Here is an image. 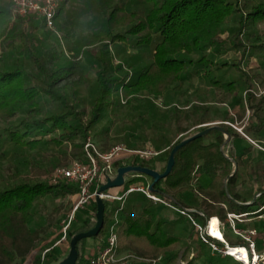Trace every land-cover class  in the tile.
I'll list each match as a JSON object with an SVG mask.
<instances>
[{"label":"trees","instance_id":"obj_1","mask_svg":"<svg viewBox=\"0 0 264 264\" xmlns=\"http://www.w3.org/2000/svg\"><path fill=\"white\" fill-rule=\"evenodd\" d=\"M131 2L133 6H140V10L130 11L131 4L127 5L123 0L121 3H116V0H58L55 29H63L67 24H77L81 19L96 14V20L91 25L94 31L85 37L78 36L73 43L75 52L83 53L89 58L94 57L90 65L94 68L93 100L86 114L66 97L64 92L67 83L58 86L80 71L82 65L75 62L59 65V52L46 43V37L55 38L53 32L46 29L34 16L14 19L10 1L0 0V120L5 124L0 128L1 149L11 147L14 150L41 153L46 147L53 145L58 149L70 148V158L81 159L89 132L105 111L116 105L114 96L119 90L127 95L128 104L138 100L141 92L159 96L160 91L154 85L156 72L163 76H173L178 82L174 88H178L179 83L186 81L193 73L211 87L224 88L231 94L242 87L247 91L246 103L251 102L253 95L248 89L253 76L243 71L240 63H218L214 59L216 54L228 50L241 52L243 56L247 51L264 49V39L256 29L257 24L264 22V0ZM123 13L132 15L134 22L123 30H117V19ZM41 26L46 29L47 35L38 39L35 37L36 31ZM225 33L227 35L222 37ZM108 44L126 45L142 52L137 57L138 64H129V67L134 65L130 77L127 78V74L123 77L114 76ZM95 46L98 48L95 50L98 52L96 57L91 54L90 49ZM178 49L194 51L199 54V58L193 60L174 52ZM148 50L149 61L145 63L143 61L147 58L142 54ZM230 69L240 72L241 77L223 79ZM238 100L243 99L240 97L236 102ZM262 102L264 97L259 98L258 104ZM139 104L153 107L148 99H141ZM258 104L254 105L256 111L259 110ZM199 110V107H195L193 113L197 114ZM246 130L252 131L257 137H264V119H259L256 125ZM225 134L231 139L235 138L236 133L223 127L207 131L205 127L179 139L166 149H157L161 153L155 158L167 154L165 164L159 170L136 158L119 160L115 165L139 166L163 173L171 151L181 142L190 139L176 148L172 155V165L162 178L154 182L150 177L152 190L157 194L170 196L178 207L187 209L194 219L200 220L202 227L212 216H217L223 224L229 226L224 223L229 212L252 217L261 212L260 207L264 204V163L257 159L249 167L248 175L253 186L251 195L239 193V174L235 165L243 160L241 156L247 147L241 148L240 157H234L231 152L225 154L221 149ZM135 145L128 141L130 148L136 149ZM128 174L134 179L126 182L127 185L124 180L120 186L123 189L130 186L132 180H139L136 184L144 183L141 177L146 174ZM76 191V184L65 179L53 184L22 178L18 171L6 174L0 185V264H14L34 249L38 231L31 230L29 224L34 218L38 202L65 198ZM194 193L209 196L208 200L224 204L226 211L220 208L214 214H206L200 208L193 207L191 203L196 200ZM188 194L194 196L193 202L187 198ZM101 200L103 224L96 235L76 241L74 264H86L92 257L88 252L89 239L104 237L98 251L108 245V226L111 222V219L108 220L109 209L112 205L116 209L119 204L117 201ZM152 204L154 203L141 193L133 192L128 195L118 212V244L123 237L146 240L155 250H164L179 243L180 235L169 230L172 223L158 217ZM97 212L96 199L88 200L75 211L71 222L73 225L66 231L69 241L75 235L86 233L95 227ZM179 216L181 220L185 217ZM188 222L190 223L189 220ZM261 223L264 227V221ZM223 237L227 239L225 232ZM206 239L220 247L224 246L222 242L210 237ZM245 244L243 241L237 245ZM228 245L237 246L236 243ZM255 245L258 253L263 250L260 238H255ZM60 254V250L54 246L43 258L41 255L35 257L32 264H49L51 260L56 261ZM182 259L185 264H242L228 255L212 251L202 237L196 242L192 257L183 256ZM176 262L177 254H170L159 264Z\"/></svg>","mask_w":264,"mask_h":264},{"label":"rangeland","instance_id":"obj_2","mask_svg":"<svg viewBox=\"0 0 264 264\" xmlns=\"http://www.w3.org/2000/svg\"><path fill=\"white\" fill-rule=\"evenodd\" d=\"M121 1L116 0V3H121ZM123 1H126L127 5L132 3V0ZM129 10H140V6H133L131 4ZM95 16L96 14H93L92 16L81 19L77 24H67L63 29H55V32L52 31L55 38L46 37V43L60 54L59 65H67L71 62L82 65L80 71L59 83L58 86L67 83L64 92L66 97L78 110L84 111L86 114H88L93 100L92 85L94 81V68H91L90 65L94 57L89 58L83 53L75 52L73 50V43L78 36L85 37L94 31L91 25L96 20ZM117 21V30H123L134 22V18L129 13H123L119 15ZM256 29L260 31L264 39V22L257 24ZM46 35V29L41 26L36 31L35 37L43 39ZM226 35L227 33L223 34L222 37ZM108 45L111 65L114 68V76L123 77L127 74L126 77H130L134 65L129 67V64H138L139 58L137 57L142 52L126 45ZM90 49L91 54L96 57L98 52L95 50H98V48L95 46L94 48L90 47ZM174 52H178L193 60L199 58L198 53L188 49H178ZM149 54L150 51L148 50L142 56L148 59ZM147 59L143 62L147 63L149 61ZM214 60L218 63H240L242 70L248 75L253 76V79L249 83V88L256 84L260 86L264 85V49L250 50L243 56L241 52L228 50L216 54ZM94 67L96 68V66ZM154 75V85L157 91H160L159 96L141 92L138 94V100H134L132 104H128L126 102L127 95L122 90H119L114 96L116 105L105 111L100 120L92 127L88 137L104 152L116 146L132 149L128 146V141L135 143L136 149L152 148L157 150L166 149L179 139L198 132L205 127H223L230 129L231 132L236 133L235 138L232 139L234 142L229 138L225 142L223 150L225 154L231 152L234 157H240L239 149L247 147L244 155L241 156L243 160L238 165H235V169H237L239 174L237 183L239 193L244 196H250L253 191V186L248 175V170L257 159H260L262 163L264 162V152L248 144L249 142L247 143L238 130L248 135L249 130L246 129L256 124L259 119H264V102L258 104L259 98L255 96H253L251 102H247L246 104H244L243 100L236 102V99L243 96L244 88L238 87L231 94L224 88L216 89L211 87L194 73L190 74L186 81L179 83L178 88H174L178 82L173 79V76H163L158 72L154 73ZM238 77H241V73L230 69L223 76V79ZM141 99H148L153 107L141 106L139 104ZM255 104H258L257 107L259 110L257 111L254 110ZM249 105H252V107H249ZM195 107H199L200 109L197 114L195 112L193 113ZM246 108H248L249 112H246ZM4 126L5 124L0 120V128ZM250 138L264 148V137L260 136L255 138L252 136ZM2 152L5 154H2ZM0 155H2L0 157V185L3 183L6 174H13L16 171L20 173L22 178H32L35 181H49V177L54 169L67 166L73 159L69 156L70 148L66 149L64 147L58 149L53 145H49L41 153L29 152L27 150H14L11 147L5 149L0 148ZM166 155L164 153L159 158H152L147 160L150 162L145 161V163H149L159 170L165 164ZM136 159L139 161V158ZM117 168L119 166L114 165L112 172L109 174L110 178L115 177ZM131 179L134 178L127 174L125 176V183ZM141 179L145 184L151 180L148 175H142ZM136 182H139V180H132L131 185L136 184ZM262 186L264 187L263 181ZM114 191H118L117 187L108 189L109 193ZM194 195L196 196L195 202H193L194 196L192 194H188L187 198L191 200L190 202H193L191 203L193 207L200 208L204 213L214 214L220 208L226 211L224 204L208 200L210 199L209 196L199 193H194ZM73 201L74 195H69L65 198H57L54 201L47 200L38 202L34 218L29 224L31 230L38 231V239L35 247L23 259L18 260L14 264H32L35 257L38 255L42 256L43 251L51 249L54 246L64 252L63 260L67 258L69 255L70 241L67 234L65 238H62V229L67 224L68 216L73 208ZM112 206L109 209L108 220L112 218V213L115 210V207ZM152 208L158 217L165 219L167 223L173 224L169 225L171 226L169 230L175 235H180L179 243L164 250H155L146 240L123 237L119 241L116 257L120 263L124 264H151L153 260H156L159 264L166 255L177 254V262L175 264H185L182 257H192L195 253L196 242L201 237L207 236L202 231L192 227L185 217L181 220L179 214L171 209L155 203L152 204ZM213 217L218 219L217 216ZM73 219L74 215L71 222H73ZM71 222L65 232L73 225ZM197 222L199 223L200 220H197ZM235 223L238 226L233 230L232 227L222 224L219 221V228L221 229L223 227V232L227 234L225 241L228 244L236 243L237 245L242 243L250 235L249 233L254 230L257 233L255 238H260L263 229L261 220H258L256 217L245 216L239 218ZM103 238L96 237L88 240L87 244L89 248L95 250L92 256L100 252L98 249ZM205 241H207L206 238ZM258 255L257 262L250 264H264V249ZM49 264H58V262L51 260Z\"/></svg>","mask_w":264,"mask_h":264},{"label":"built area","instance_id":"obj_3","mask_svg":"<svg viewBox=\"0 0 264 264\" xmlns=\"http://www.w3.org/2000/svg\"><path fill=\"white\" fill-rule=\"evenodd\" d=\"M11 3V15L14 19L16 18H26L28 16H34L36 19L40 20L44 27L48 30L55 32L54 19L56 14V7L58 4V0H9ZM253 96L260 98L264 97V85H255L251 86L248 89ZM244 104H246L247 99V91L243 92L242 96ZM246 112L248 108H246ZM241 136L249 142L251 145L257 147L258 149L264 152V148L259 146L256 141L251 139L248 135L242 133L238 130ZM82 158L81 159H73L70 163L65 167H59L53 170L49 177V182L55 184L60 180H67L76 184L77 191L73 194V208L68 216L67 224L63 227L62 238H65L66 232L65 230L68 228L75 211L86 204L90 199H96L99 197L101 199H107L109 201H117L119 203L118 208L114 210L112 213L111 222L108 226V235L107 241L108 245L105 249L100 251L97 255L89 258L86 264H124L120 263L118 258L116 257V251L118 247V212L123 207L124 202L129 194L133 192L141 193L145 195L149 200H151L155 204H160L172 211L177 212L178 214L185 216L192 226L195 229H198L204 233L205 236L215 239L223 243V247L218 246L215 242L205 241L206 237H202V239L208 243L212 251L220 253L222 255H228L234 260L242 263V264H250L255 263L258 260V252L256 250L255 245V236L257 235L256 231H251L244 242L245 245H237L235 247H243L246 253V257L241 259L238 255L232 254L229 250L234 247H229L228 243L223 239L213 237L209 235L208 225L210 219L204 227L201 226L197 222L196 219L189 214L187 209H183L178 207L173 199L168 195H160L150 188L151 182L146 184H134L130 185L127 188L123 189L118 193H109L108 190L105 192L98 193V188L102 183H105L107 178H110L109 174L112 172V169L115 163L119 160L128 159V158H139L140 160H150L152 158L157 157L161 151H157L152 148L145 149H127L122 146H116L110 149L109 151H101L95 143L88 137L84 142L82 148ZM139 176V175H136ZM93 188V189H92ZM226 208V207H225ZM261 212H259L256 217L258 220L264 221V204L260 207ZM248 216L246 214H234L227 213L225 223L236 229L237 225L235 222L238 221L239 218ZM218 218V217H217ZM219 219V218H218ZM220 221V220H219ZM218 221V228H219ZM223 224V223H222ZM222 236H223V227L219 228ZM260 240L264 247V227L262 229V233L260 234ZM264 249V248H263ZM49 249H46L42 253V258L44 254ZM257 254V255H256ZM256 259V261H255ZM250 261V263H249ZM151 264H157L156 260L151 261Z\"/></svg>","mask_w":264,"mask_h":264},{"label":"water","instance_id":"obj_4","mask_svg":"<svg viewBox=\"0 0 264 264\" xmlns=\"http://www.w3.org/2000/svg\"><path fill=\"white\" fill-rule=\"evenodd\" d=\"M214 128H218V127H208L207 131L210 129H214ZM225 137L226 138L224 139L223 145L221 147L222 150H223L225 142L228 141V139L230 138V136L228 134H225ZM189 141H190V139H187V140L181 142V144L179 146L184 145L185 143H187ZM179 146H177V147H179ZM176 148H174L171 151V154L167 160L166 170L163 173H159L155 170L148 169L145 167L121 166V167L117 168L116 175L114 178H107L106 182L99 186L98 193L107 191L109 188H112V187L122 186L124 183V180H125V176L130 172H138V173L146 174V175L150 176L154 182H156L158 179L162 178L169 171V169L172 165V155H173L174 151L176 150ZM150 188L153 189V183H151ZM96 201H97L98 212H97V222H96L95 227L86 233H79V234L75 235L70 240L69 255L67 256V258L65 260H63L59 264H74L75 260H76V250H75L76 241L80 238H83V237H91V236L96 235L97 232L99 231V229L101 228V226L103 224V205H102L101 198L96 197Z\"/></svg>","mask_w":264,"mask_h":264},{"label":"bare ground","instance_id":"obj_5","mask_svg":"<svg viewBox=\"0 0 264 264\" xmlns=\"http://www.w3.org/2000/svg\"><path fill=\"white\" fill-rule=\"evenodd\" d=\"M208 232L210 236L217 237L223 239V236L218 228V219L215 217L211 218L208 225ZM232 254L238 255L239 258L243 259L246 257L245 250L243 247H234L229 250ZM264 260V258H263ZM256 261V259H255ZM250 263V261H249Z\"/></svg>","mask_w":264,"mask_h":264},{"label":"crops","instance_id":"obj_6","mask_svg":"<svg viewBox=\"0 0 264 264\" xmlns=\"http://www.w3.org/2000/svg\"><path fill=\"white\" fill-rule=\"evenodd\" d=\"M257 124V123H256ZM256 124H254V125H256ZM248 136L249 137H252V136H254L255 138H257V136H255L254 135V133L252 132V131H249V134H248ZM232 139H234V138H231V140ZM233 142H234V140H232ZM248 143V142H247ZM248 144H250V143H248ZM245 146V145H244ZM242 147V146H241ZM239 150H241V149H239ZM264 163V162H263ZM263 182H264V179H263ZM117 190L118 191H114V192H112V193H118V192H120L121 190H122V187H117ZM88 248H89V246H88ZM95 250H93L92 248H89V250H88V252L89 253H93ZM60 252H61V254H60V257H58V259L56 260V261H54V262H58V264L60 263V262H62L63 261V256H64V252H62L61 250H60Z\"/></svg>","mask_w":264,"mask_h":264}]
</instances>
